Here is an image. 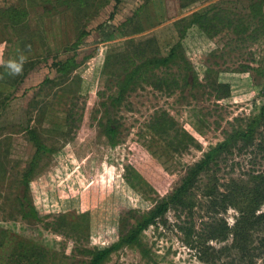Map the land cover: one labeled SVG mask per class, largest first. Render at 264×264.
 Wrapping results in <instances>:
<instances>
[{"label": "rangeland", "instance_id": "374dc122", "mask_svg": "<svg viewBox=\"0 0 264 264\" xmlns=\"http://www.w3.org/2000/svg\"><path fill=\"white\" fill-rule=\"evenodd\" d=\"M96 1L98 12L92 11L86 26L89 33L76 50L78 56L93 53L76 70L82 75L79 87L70 80L68 86L61 82L39 87L45 77L55 74L53 57L72 54L65 51L77 35L72 7L62 0H0V7L16 4L28 9L22 29L0 15V67L21 53L25 62L41 59L18 95L0 108V264H85L88 257L82 248L117 240L135 223L134 216L171 193L189 165L221 141L233 124L257 111L264 82V31L239 36L223 29L212 38L197 33L186 48L199 83L186 85L178 75L179 85L168 93L140 79L122 104L108 112L106 104L121 73L103 67L104 55L125 50L130 37L137 42L155 37L166 54L179 39L174 21L219 0H197L186 7H180L178 0H150L146 14L139 17L142 31L116 32L111 38L115 25L143 0H122L112 18L114 0ZM249 1L228 0V6L238 13L241 4ZM32 31L37 34L30 38L29 50L20 46L18 35L23 33L27 42ZM206 69L208 78L230 84L228 94L217 96L204 77ZM171 71L178 74L175 67ZM14 89L0 81V106ZM108 115L118 125L115 144L103 132ZM29 125L53 151L42 157L25 190L23 171L35 153L28 139ZM254 161L248 154L221 163L219 183L245 176L252 165L264 169V157L258 155ZM202 178L192 212L169 208L157 224L142 232L140 245L121 246L103 264H207L188 234L208 217L203 196L206 176ZM28 202L34 207L29 212L23 207ZM237 213L230 207L223 216L232 224ZM61 214L68 221H79L84 229L61 225L63 232L56 230ZM260 235L254 234V246ZM231 240L230 236L226 243ZM209 243L218 247L225 242ZM32 247L36 257L19 261L20 254ZM253 253L252 264H264V252ZM237 254L231 252L236 258ZM239 264H250L249 256Z\"/></svg>", "mask_w": 264, "mask_h": 264}, {"label": "trees", "instance_id": "16d2710c", "mask_svg": "<svg viewBox=\"0 0 264 264\" xmlns=\"http://www.w3.org/2000/svg\"><path fill=\"white\" fill-rule=\"evenodd\" d=\"M149 1L140 2L130 14L115 25L108 37H113L116 32H120L122 35H131L142 31L144 28L139 17L142 13L146 14ZM178 1L180 7H186L197 0ZM62 2L68 7H72L75 18L77 35L75 40L65 49L66 52L70 51L72 54L65 58H59V55L54 56L52 67L55 69V74L45 77L38 84L39 87L48 83L63 82L64 85L69 80L73 84L75 82V86L79 87L82 75L76 70L85 60L93 57V53H84L82 56H78L76 50L79 48L83 37L89 33L86 26L91 15H93L92 11L95 10L94 14L98 12L95 7L97 1L62 0ZM121 3L122 0H114L111 18L114 17L118 5ZM228 3V0H219L176 19L174 24L179 39L169 47L166 54L161 53L155 37H148L138 42L130 37L126 41L125 50L111 54L106 53L102 62L103 67L105 69L106 67H114L121 73L115 91L109 95L108 104H106L107 111L109 112L110 107L118 108L129 91L136 88L140 79L154 88L165 90L168 93L179 85L178 75L182 77L186 85L199 83L198 74L186 53L188 44L193 39L198 38L197 33L212 38L223 29H230L239 36H256L258 32L264 31V0H250L244 5L241 4L238 13L232 11ZM0 15H5L8 23L14 28L17 27L16 29H22L21 26L27 25V8L19 7L16 4L3 5L0 7ZM39 31L42 32L43 28L40 27ZM34 34H37V31L27 33L29 36L27 44L23 38V33H19L20 46L30 50L33 46V41L30 38ZM40 60L38 58V60L24 62L22 72L18 75H12L6 67H0V81L9 82L15 86V89L4 97L0 108L18 95L26 76L40 64ZM174 67L178 69V74L171 71ZM209 71L206 69L204 77L208 80L207 83L211 89L217 93L218 97L228 94L230 84L219 81L216 77L208 78ZM262 72L264 75V69ZM260 96L256 106L257 111L246 115L239 123L233 124L221 141L211 146L200 159L189 165L181 183L171 193L155 202L143 214L135 215V223H130L128 229L117 240L94 247L82 248L81 252L88 257L85 264H103L121 246L140 245L142 232L148 226L157 224L169 208L192 212L196 202L195 189L201 178L205 176L203 196L206 197L209 206L208 217L203 220L199 229H195L193 226L188 231V234L192 236V244L198 251L200 260L207 264H239V260H247L249 256V262L252 264L253 259L250 257L254 255L253 252L256 249L264 252V209L261 210L264 204V169L258 170L252 165L244 174L245 176L230 177L223 183H219L217 172L220 170L221 163L225 164L236 156L249 154L252 164L255 163L254 160L258 155L264 157V82ZM163 118L168 120L167 116H163ZM115 121L111 115H108L104 126L103 132H105V136H109L110 144H115L114 137L118 129ZM27 129L28 139L35 145V153L23 171L25 190L28 188L29 180L35 173L42 157L53 151V148L45 143L34 125H29ZM30 204V202L23 204L27 212L34 209ZM230 207L238 211L232 224H229L223 216V213ZM58 223L59 227L56 226V230L60 232H63L61 225L75 231L84 229L81 228L79 221H68L64 214L58 216ZM254 234H261L256 246L253 245L255 242ZM230 236L232 237L231 242L226 243ZM213 240L218 243H225L216 247L209 243ZM232 251L238 253L237 258L231 256ZM223 253L227 257L222 258ZM20 255L19 261L22 259L32 260L36 257L33 247ZM41 255L43 256L42 253Z\"/></svg>", "mask_w": 264, "mask_h": 264}, {"label": "clouds", "instance_id": "9594fccd", "mask_svg": "<svg viewBox=\"0 0 264 264\" xmlns=\"http://www.w3.org/2000/svg\"><path fill=\"white\" fill-rule=\"evenodd\" d=\"M26 57L21 53L17 59L8 60L5 62V67L12 75H18L22 72L23 64Z\"/></svg>", "mask_w": 264, "mask_h": 264}]
</instances>
